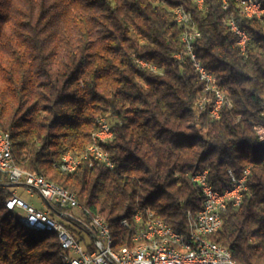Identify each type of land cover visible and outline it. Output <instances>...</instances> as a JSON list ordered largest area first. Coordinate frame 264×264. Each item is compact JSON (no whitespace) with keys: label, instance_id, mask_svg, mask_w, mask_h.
Returning a JSON list of instances; mask_svg holds the SVG:
<instances>
[{"label":"trees","instance_id":"1","mask_svg":"<svg viewBox=\"0 0 264 264\" xmlns=\"http://www.w3.org/2000/svg\"><path fill=\"white\" fill-rule=\"evenodd\" d=\"M202 2L0 0V132L18 169L73 194L84 223L103 217L115 249L135 244L136 213L186 235L203 203L191 176L206 170L222 191L228 171L248 169V192L209 238L236 264H264V141L255 129L264 127V13L245 18L236 0ZM178 7L199 32L195 60L226 100L217 119L200 104L211 94L181 41ZM231 21L248 36L244 52ZM101 117L113 132L104 146L112 168L83 158ZM65 151L81 158L72 172L59 168ZM9 183L0 180V264H63L54 232L5 208ZM62 223L82 242L79 224Z\"/></svg>","mask_w":264,"mask_h":264},{"label":"built area","instance_id":"2","mask_svg":"<svg viewBox=\"0 0 264 264\" xmlns=\"http://www.w3.org/2000/svg\"><path fill=\"white\" fill-rule=\"evenodd\" d=\"M203 0L197 1V7H202ZM264 0H256L255 8H246L241 0H236L241 15L245 18H260L259 4H263ZM224 8H227L226 0H223ZM175 20L178 24L188 26V19H183V12H178V8L174 9ZM190 28V27H189ZM230 31L236 36L239 41V49L244 52L248 36L244 34V30L239 28L233 21L230 22ZM199 36L198 30L191 26L189 36H181V41L184 43L187 53L196 65V71L199 79L204 82V89L207 92H212V98H203V106L208 108L209 115L217 119L222 107L226 104L223 94L218 92L215 84V77L204 70V68L195 60V55L192 52V45L196 37ZM143 66H148L143 61H139ZM154 69L153 67H151ZM213 82V83H212ZM261 139H264V127L259 125L256 128ZM5 134L0 132V174L5 175L7 180L12 184L23 185L26 188V193L30 197L35 194L48 207L45 209L37 208L33 204L26 202L20 198L16 191L13 190L8 198L13 204L14 209L20 210L24 214L26 220H32L34 224H46L50 227H58L61 235V243L65 250L66 257L71 264H231V260L225 256V248L215 247L212 244L199 242L190 233L192 243L194 245V252L190 254H176L169 251V243L155 245L154 250L150 253H134V257L124 258H111L108 252L105 251L102 239L103 220L97 216L93 217L90 223L86 224L82 221L81 217L76 216L73 211H67L66 208L71 210L80 209L76 206L73 199L62 197L60 192H55L48 187L41 186L39 181H22V179L10 173L8 167L7 149L5 145ZM113 132L108 120H104L102 130L99 132V137L95 145V151H92L90 164L92 162H101L105 166L112 168L113 164L110 157L105 150L104 146L112 139ZM65 156V152L63 153ZM69 168L71 167V157H66V163ZM76 169V168H72ZM228 174L231 179V184L228 188L218 191L212 187L207 179V171L193 174L192 181H199L200 190L203 195V203L201 208L197 211L198 225L203 229L210 231L212 234L218 231L222 225L221 213L228 207H238L243 196L248 192L246 184L249 170L245 169L238 177L234 176L230 171ZM57 207L60 210L59 220L54 218L52 210ZM153 216L147 213L146 217ZM146 217L142 220L140 213H136L133 217L135 224L134 233H145L147 231H159L160 229H170L167 224L148 225L146 224ZM79 224V231H84L90 238L89 242L82 240L78 242L75 235L65 227L62 223ZM123 226H128V223H121ZM134 236V234H133Z\"/></svg>","mask_w":264,"mask_h":264},{"label":"bare ground","instance_id":"3","mask_svg":"<svg viewBox=\"0 0 264 264\" xmlns=\"http://www.w3.org/2000/svg\"><path fill=\"white\" fill-rule=\"evenodd\" d=\"M198 0H194V2L197 4ZM246 8H255L256 6V0H241ZM201 8V7H198ZM259 11H264V4H259ZM178 12H183V19H188V22L190 21V14L185 12L182 8L178 7ZM263 13H261L262 15ZM230 26V23H229ZM244 34L245 31H244ZM247 35V34H246ZM181 36H189V26H185L183 33ZM236 45L239 47V41L236 39ZM193 65L196 69V65L193 61ZM201 106L203 107V101H200ZM107 118L101 117L97 120V126L95 131L93 132L91 136V142L88 145L84 159H87L90 162V158L92 157V151H95V145L97 142V138L99 137V132L102 130L104 120ZM264 141V139H261ZM5 145L7 149V158H8V167L10 168V173H14L18 175L22 181H39L41 186L48 187V189L60 192L62 197L73 199L76 206L82 211V207L77 202L76 197L66 191L65 189L48 182L44 177L28 173L26 171L20 170L15 165V160L12 154V145L10 141L9 135L5 134ZM66 157H71V167L77 168L78 165L81 162V158L75 157L71 152L65 151V156H63V153L60 157V163L59 168L64 172H72L75 169L69 168L66 163ZM200 189V183L199 181H193ZM5 208L9 211H14L13 204L9 199L5 201ZM136 214H134L133 217H135ZM96 217V216H94ZM98 218L103 219L102 216L97 215ZM189 220V231L192 233V236L199 242H205L214 245L215 247L219 248H225L223 246H220L209 238L212 233L206 229H203L200 225H198V217L195 214V216L188 215ZM24 222L27 226L40 230V231H52L55 233L59 245L63 251L62 253V262L63 264H71L66 257L65 250L63 249V244L61 243V235L60 230L58 227H50L46 224H34L32 220H26L24 218ZM121 223H128L127 220L123 219L121 220ZM146 224L148 225H158V224H166L158 219H155L153 216L146 217ZM184 235L182 233H179L172 229H160L159 231H147L145 233H134V236L132 240L135 242V244L131 247H120V248H113V237L110 232V228L108 227L105 220H103V231H102V239H103V245L105 248V251L108 252L111 258H124V257H134V253H150L154 250L155 245H161V244H168L169 243V251L176 254H190L194 252V245L192 243V238H190V233ZM225 256H227L228 260H231V264H236L234 260L232 259L231 253L229 250L225 248Z\"/></svg>","mask_w":264,"mask_h":264},{"label":"rangeland","instance_id":"4","mask_svg":"<svg viewBox=\"0 0 264 264\" xmlns=\"http://www.w3.org/2000/svg\"><path fill=\"white\" fill-rule=\"evenodd\" d=\"M141 65V64H140ZM142 67H147V66H143V65H141ZM213 83V82H212ZM218 92L220 93V94H223L220 90H218ZM210 96H209V98H212L213 97V95H212V92H210ZM203 98H205V96H202V98H201V100L203 99ZM7 179V177L5 176V175H1L0 174V180H1V184H5V180ZM10 184V186H9V189H11L12 191L13 190H16V193H17V195L20 197V198H22L23 200H25L26 202H28V203H31V204H33L34 206H36V207H41L42 206V204H43V201L39 198V195H37V194H35L32 198L29 196V194H27L26 193V188L23 186V185H17V184H12V183H9ZM73 211V213L76 215V216H79V211H77V210H72ZM75 229H77L78 231H79V229H78V227H75ZM79 235H80V237L81 238H83L84 239V241H86V242H89L90 241V238L85 234V232L84 231H79Z\"/></svg>","mask_w":264,"mask_h":264},{"label":"crops","instance_id":"5","mask_svg":"<svg viewBox=\"0 0 264 264\" xmlns=\"http://www.w3.org/2000/svg\"><path fill=\"white\" fill-rule=\"evenodd\" d=\"M16 191V190H15ZM33 197V196H32ZM31 197V198H32ZM36 207V206H35ZM48 206L45 204V203H43L42 204V206L41 207H39V208H41V209H45V208H47ZM38 208V207H37ZM53 212H52V216L54 217V218H56L57 220H59V213H60V211H54V210H52Z\"/></svg>","mask_w":264,"mask_h":264}]
</instances>
